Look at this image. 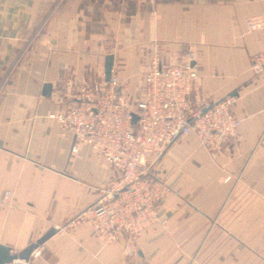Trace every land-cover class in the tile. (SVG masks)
Here are the masks:
<instances>
[{
	"label": "crops",
	"instance_id": "obj_1",
	"mask_svg": "<svg viewBox=\"0 0 264 264\" xmlns=\"http://www.w3.org/2000/svg\"><path fill=\"white\" fill-rule=\"evenodd\" d=\"M156 44L162 63L192 53L191 106L233 95L241 124L217 152L194 134L166 146L151 167L169 187L164 223L105 243L89 221L68 222L116 174L51 115L104 76L108 54L135 98ZM259 52L264 0H0V243L17 252L54 227L33 264H264V71L250 63Z\"/></svg>",
	"mask_w": 264,
	"mask_h": 264
},
{
	"label": "built area",
	"instance_id": "obj_2",
	"mask_svg": "<svg viewBox=\"0 0 264 264\" xmlns=\"http://www.w3.org/2000/svg\"><path fill=\"white\" fill-rule=\"evenodd\" d=\"M247 25L253 29L258 23L249 19ZM153 47L142 64L135 98L121 92L119 80L111 74L108 80L103 76L79 84L75 100L51 115L116 174L101 196L68 222L89 221L105 243L117 240L122 233L134 237L153 222L164 223L157 213L169 187L151 167L166 146L181 135L194 134L208 151L217 152L235 139L241 124L233 111V95L205 108L189 104L199 78L192 53L185 60L166 64L160 60L158 45ZM250 63L254 72L264 71V52L253 54ZM134 104L135 110L131 108ZM132 113L138 116L135 123ZM39 253L35 248L28 260L17 258L8 264H33L31 259Z\"/></svg>",
	"mask_w": 264,
	"mask_h": 264
},
{
	"label": "water",
	"instance_id": "obj_3",
	"mask_svg": "<svg viewBox=\"0 0 264 264\" xmlns=\"http://www.w3.org/2000/svg\"><path fill=\"white\" fill-rule=\"evenodd\" d=\"M112 63H113V55L112 54L106 55L105 61H104V79L105 80H108L111 75ZM51 88H52L51 84L45 83L43 85V95L48 96L51 92ZM131 115H132V123H135L138 116L136 113H132ZM57 231H58L57 228H54V227L49 228L38 239L29 243L26 247H24L22 250L17 251V252L11 251V248L9 246L0 243V264L9 263L12 260L17 259V258L28 260L32 250H34L35 248H38L44 241H46L48 238L54 235Z\"/></svg>",
	"mask_w": 264,
	"mask_h": 264
}]
</instances>
